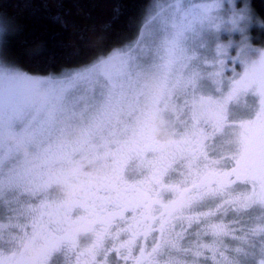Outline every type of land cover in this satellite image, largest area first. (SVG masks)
Returning a JSON list of instances; mask_svg holds the SVG:
<instances>
[{
    "label": "snow or ice",
    "instance_id": "6c2138e0",
    "mask_svg": "<svg viewBox=\"0 0 264 264\" xmlns=\"http://www.w3.org/2000/svg\"><path fill=\"white\" fill-rule=\"evenodd\" d=\"M145 12L137 38L120 46L105 47L110 24L93 25L94 54L59 76L32 77L10 67L0 42V83L12 86L0 103V220L5 208L11 213L0 224V249L9 253L0 252V264H23L18 242L29 237L44 243L47 264H144L162 248L190 257L178 264H206L199 259L205 249L223 257L220 264H264V48L252 47L250 36L264 21L253 0H146ZM236 33L238 42L231 39ZM207 51L214 52L210 67ZM229 51L236 53L229 62L243 71L233 69L225 81L220 57ZM88 94L92 103L81 106ZM241 97H247L243 106ZM125 112L132 119L117 133L114 118ZM157 129L172 138L161 143ZM6 134L20 143H9ZM225 145L231 156L221 151ZM133 157L143 179L134 178V168L125 175ZM82 160L91 162L85 171L96 166L94 178L67 200L62 179ZM229 211L252 221L240 235L209 219ZM189 229L197 243L185 247L182 233ZM229 235L243 242L234 248L240 260L217 248ZM149 236L151 251L142 243ZM257 236L259 244L248 243Z\"/></svg>",
    "mask_w": 264,
    "mask_h": 264
},
{
    "label": "trees",
    "instance_id": "16d2710c",
    "mask_svg": "<svg viewBox=\"0 0 264 264\" xmlns=\"http://www.w3.org/2000/svg\"><path fill=\"white\" fill-rule=\"evenodd\" d=\"M146 0H0V12L15 22L4 44L10 66L33 75H58L83 65L94 50L92 27L110 24L105 47L132 42L147 20ZM264 21V0H253ZM119 8V13L114 9ZM115 17V18H114ZM253 45H264V27L250 32Z\"/></svg>",
    "mask_w": 264,
    "mask_h": 264
},
{
    "label": "rangeland",
    "instance_id": "374dc122",
    "mask_svg": "<svg viewBox=\"0 0 264 264\" xmlns=\"http://www.w3.org/2000/svg\"><path fill=\"white\" fill-rule=\"evenodd\" d=\"M193 2L194 3H201L202 0H193ZM165 7H166V5H165ZM150 11H151V9L149 8L148 13H150ZM147 16H148V14H147ZM147 20H148V17H147ZM147 20L143 24V26L147 23ZM143 26H142L141 30L143 29ZM231 39L238 42L239 41V34L238 33L234 34L231 37ZM227 42L228 41L222 37L221 43H227ZM206 47H207V45H206ZM252 47H254L256 49H260V48H264V45H261V46L260 45H253V43H252ZM199 54H201V53H198V55ZM202 55H204L209 61V64L206 65V67H210V65L212 63H214V61L212 59L214 52L207 51V52H203ZM229 56L234 59L236 56V53L229 51L226 56L220 57L221 59L224 60L225 65H226V70L223 73L225 81L232 79L233 69H234L235 73H241L243 71V67L240 64L229 62V60H228ZM10 67H13V66H10ZM14 68H16V67H14ZM16 69L18 71L24 72V71L20 70L19 68H16ZM26 74L29 76H32V77H42L43 78V77H48V76H59L61 73L58 75H47V76L33 75V74H28V73H26ZM11 87L12 86H10V85H5L3 83H0V103L4 102V100L6 99V96L8 95L7 90L11 89ZM12 90H14V89H12ZM246 99H247V97H241L240 102H239L241 104V106H243ZM175 102L178 106L181 107L183 112H187V109L183 108L182 100H176ZM86 103L87 104L92 103V94H88V96L85 97V99H82L80 101L81 106H84ZM118 103H120V102L118 101ZM129 103H131V102L129 101ZM116 119L121 121V124L119 126H117L115 123ZM131 119H132V114H129L127 112H125L123 114L118 113L117 116L114 118V121H113L115 131L117 133H120L122 131L123 124L129 123L131 121ZM181 119H186V117L181 116ZM180 127H182V126L178 123L177 124V131L180 130ZM155 138L157 140H159L161 143H163V142L171 139L172 137L170 136L168 130L157 129V131L155 132ZM229 149H230V146H228V145H225L224 148L221 149V151L223 152V154L226 157L232 155V152ZM213 158L218 159L219 157H213ZM4 163H8V161L5 160ZM133 168L135 169V171L137 173V175L134 178L135 179H143L144 175H146V172H144V170L140 167V161L139 160H135L133 162L132 166L128 169L126 176L131 175ZM224 170L227 171V168H225ZM5 171H7V168H5ZM141 173H143V174H141ZM176 179H177V177L173 176V181H175ZM6 199L11 200L12 198L7 197ZM29 203L31 204L32 207H36V206H38V199L36 197H33L29 201ZM12 206L13 207L17 206L14 201H13ZM198 210L207 212L210 210V207H202V208H199ZM10 215H11V213L8 211L7 208H5L4 218L2 220H0V224L7 225L8 224L7 218ZM155 215L158 216L159 213L157 212V213H155ZM253 215L254 216L259 215V211L257 210L256 212L253 213ZM209 219L213 223H221V224L227 225L229 228L236 229L237 231H235V235H240V232L238 230L245 227V225H250L252 223V221L250 220L248 215L240 214L237 217H233V213L231 211H229V212H227V214L221 216L220 219H217L216 216L210 217ZM236 220H239L240 222L236 223ZM174 223H176V222L174 221ZM157 227H158V225H157ZM176 231L180 232L181 229L179 227H177ZM182 234L184 235V238H185L184 241L181 242L183 246L187 247L189 245H193V244L197 243V237L193 235V229H189L187 232H184ZM221 239H223L224 244L222 246L217 245V248L219 249V251L223 252L224 257H227L229 260H233V259L240 260V259H242L241 254L234 251V248L240 246L243 243L242 241L233 240L231 235L222 237ZM199 242L204 243V244H211L212 241L207 237L200 236ZM142 243H144V246L148 251H151V236H149V240L147 243H145V242H142ZM248 243L249 244H251V243L259 244V237L258 236L253 237L251 240L248 241ZM134 255L139 256V253H134ZM213 256L215 258H213ZM68 258L74 259V257L71 256V254H69ZM151 259H155L158 262V264H166V262H168V261H174V262H177V264H178V262H180V261L189 260L190 257L187 256L186 254H184L182 252H178L174 249L162 248L161 252L159 254L154 255V257H149L147 260H145L144 264H149V261ZM199 259L202 261H206V264H220V262L223 260V257H221L218 254L211 253L207 249H205L204 250V256L200 257ZM128 264H134V262L129 261Z\"/></svg>",
    "mask_w": 264,
    "mask_h": 264
},
{
    "label": "clouds",
    "instance_id": "9594fccd",
    "mask_svg": "<svg viewBox=\"0 0 264 264\" xmlns=\"http://www.w3.org/2000/svg\"><path fill=\"white\" fill-rule=\"evenodd\" d=\"M15 22L13 19L0 12V42L6 41L7 37L12 33ZM6 140L12 144H18L19 139L12 135L6 134ZM24 156L31 157L32 151L28 147L21 148ZM91 164L88 160L78 162V165L69 170L66 176L62 179L61 192L67 200L78 198L84 191L88 183L94 178L95 165L91 166L89 171L85 168ZM19 251L23 253V264H47L45 258L46 248L43 242L37 238L29 237L18 242Z\"/></svg>",
    "mask_w": 264,
    "mask_h": 264
},
{
    "label": "flooded vegetation",
    "instance_id": "af4514ba",
    "mask_svg": "<svg viewBox=\"0 0 264 264\" xmlns=\"http://www.w3.org/2000/svg\"><path fill=\"white\" fill-rule=\"evenodd\" d=\"M135 157H133L131 160L127 161V167L125 169V175H127L128 169L132 166L133 162L135 161ZM33 164L36 165L37 167H39L41 165V161H33ZM190 187V185H188ZM101 196L106 195V193L101 192L100 193ZM167 195V194H166ZM38 199V198H37ZM40 203L39 199H38V204ZM0 252H2L4 255H8L9 253H7L5 250L1 249Z\"/></svg>",
    "mask_w": 264,
    "mask_h": 264
}]
</instances>
